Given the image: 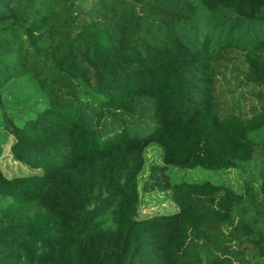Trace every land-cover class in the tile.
<instances>
[{"label": "trees", "instance_id": "obj_1", "mask_svg": "<svg viewBox=\"0 0 264 264\" xmlns=\"http://www.w3.org/2000/svg\"><path fill=\"white\" fill-rule=\"evenodd\" d=\"M91 2L0 0V264H264V0Z\"/></svg>", "mask_w": 264, "mask_h": 264}, {"label": "rangeland", "instance_id": "obj_2", "mask_svg": "<svg viewBox=\"0 0 264 264\" xmlns=\"http://www.w3.org/2000/svg\"><path fill=\"white\" fill-rule=\"evenodd\" d=\"M92 0H75L78 8H87L92 5ZM229 74L226 75V80L221 85L224 92L226 91L230 97L233 95L236 99H243L244 95H248V87L241 88V79L238 75V66H230ZM161 155V148L153 144L147 149V171L142 175L141 180L144 181L147 176L148 166L157 162ZM262 155L259 150L256 153L254 160L250 164L239 166L237 169L232 170H219L210 171L201 168L194 170H183L177 168H169V176L171 181L180 182L182 180L189 182H203L210 180L216 183H226L232 185L238 192H243L246 188H250L249 181L256 177V172L259 168V163ZM4 171L9 174L26 173L28 168L21 166L14 162L10 157L2 160ZM253 182L256 183L255 180ZM257 184V183H256ZM255 185V184H254ZM256 186V185H255ZM177 210L176 204L170 199V192H150L144 193L142 203L139 210L140 216H146L154 213H173Z\"/></svg>", "mask_w": 264, "mask_h": 264}, {"label": "built area", "instance_id": "obj_3", "mask_svg": "<svg viewBox=\"0 0 264 264\" xmlns=\"http://www.w3.org/2000/svg\"><path fill=\"white\" fill-rule=\"evenodd\" d=\"M92 1H96V0H92Z\"/></svg>", "mask_w": 264, "mask_h": 264}]
</instances>
